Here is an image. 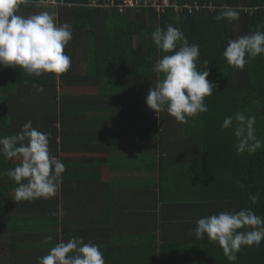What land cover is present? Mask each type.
I'll return each instance as SVG.
<instances>
[{
  "label": "trees",
  "instance_id": "16d2710c",
  "mask_svg": "<svg viewBox=\"0 0 264 264\" xmlns=\"http://www.w3.org/2000/svg\"><path fill=\"white\" fill-rule=\"evenodd\" d=\"M66 1L70 5L60 8L59 24L71 25L73 38L70 42L77 43L80 32H87L89 62L84 75H79L73 61L70 69L58 78L52 74L28 77L16 69L0 68V136L16 135L26 122L31 121L34 128L51 134L50 152L65 166L56 192L58 195L50 199L17 202L14 198L17 185L9 177L0 176V235L5 234L10 239V253L5 254L9 260L4 264H15L17 252L32 251L34 255L28 258L29 264H37L38 258L47 255L50 247L42 241V235L46 233V223L57 225L60 221L59 205L65 196L66 184L73 180H86L88 176L95 175V171L100 175L101 167L108 164V158L101 155L82 158L63 155L74 154L83 148L93 150L96 126L108 125L111 105H116L109 100L83 101L65 97L73 89L86 87L90 80L93 81L92 88L94 80H98L103 98L127 91L131 98L123 102L127 109L150 111L154 122L149 137L160 147V156L154 157L151 164L153 169L159 168L158 187L162 204L180 203L166 201L167 191L191 192L195 189L200 194L197 204H205L208 167L212 166V204L233 203L251 210L258 208V215L264 218V55L248 60L242 69L230 66L223 57L229 40L250 34L258 27L264 31V0H177L181 5L195 2L212 4V13L193 16L176 15L171 10L162 15L154 11L128 15L112 12L109 15L104 10L89 7L93 0ZM224 6L237 9L239 19L231 23L217 21L215 17ZM169 24L179 28L189 43L200 46L197 68L203 69V61L207 60L208 80L216 85L213 94L204 101L208 112L189 118L187 124L181 123L184 139L174 142V146L189 152V156L181 155L175 164L170 165L171 168L176 166L171 171L165 168V161L173 155L168 156L167 151L164 154V133L157 134L158 123L154 115L165 113L168 122L161 126L162 129L168 128L175 119L166 111L155 113L145 102L149 89L161 78L153 72L154 64L157 59L170 54L156 48L151 33L157 27L165 28ZM71 50H75L73 43L67 44L64 52L70 57L73 55ZM34 85L43 91L37 92ZM60 89L63 91L59 93ZM238 111L256 117L255 131L262 147L255 153H238L232 129L221 128L223 119ZM82 127L84 135L77 132V128ZM99 142L103 145L104 141ZM197 160L199 171L193 173ZM17 163L0 155V173ZM252 195H259L255 204L249 199ZM28 221L36 222L39 228L29 231L25 226ZM50 231L54 233L53 228ZM29 233L33 235V239L29 238L31 244L17 243L18 234Z\"/></svg>",
  "mask_w": 264,
  "mask_h": 264
},
{
  "label": "crops",
  "instance_id": "0c3cea01",
  "mask_svg": "<svg viewBox=\"0 0 264 264\" xmlns=\"http://www.w3.org/2000/svg\"><path fill=\"white\" fill-rule=\"evenodd\" d=\"M34 10L35 5L22 3L18 8V14L27 17L33 15ZM43 11L49 12V9ZM38 13L40 12L37 11ZM86 33V30L80 32L78 43H68H73L75 48L70 52L72 56H75L81 48L87 52ZM74 60L71 58V62H75ZM84 60L87 69L89 62L87 55ZM16 70L18 73H23L20 69ZM84 72L79 75H84ZM92 84L93 81L90 80L88 85L81 89L92 88ZM94 84L96 90L94 96L80 92L78 87L67 93L66 97L70 100L115 102L113 104L116 105H111L109 112L110 121L103 127L96 126L93 150L83 148L74 154L63 155L70 158L101 155L108 158V164L101 167L100 175L95 171V175L88 176L86 180H73L66 184V193L62 204L59 205L60 221L57 225L46 223V233L42 235V241L51 249L61 241L67 242L72 237H82L85 242L100 246L105 264H264V241L259 248L242 247L237 254V260L229 262L215 242H210L207 238L198 240L194 234H190L196 227V221L202 217L249 207L233 203L212 204V169H210L212 166L208 167L205 204H197L200 196L197 189L191 192L167 191L166 201H180V203L162 204L161 190L158 187L159 168L157 166L153 169L151 164L154 157L160 156V147L158 143L153 144L149 137L154 122L151 120L150 111L127 109L123 105V102L131 99L127 91L103 98L97 79L94 80ZM158 114H155L154 118L157 119ZM180 128L182 129L181 123ZM83 130V127L77 128V132L82 133L81 135H84ZM160 133H164L162 143L164 152L167 151L168 156L173 155L165 161V168L171 171L176 166L171 168L170 165L175 164L174 161H178L181 155L189 156V152L174 146V142L184 139L177 125L158 129L157 134ZM101 140L104 141L103 145L99 142ZM167 152L164 154L166 155ZM197 162L198 160L193 165V173L199 171ZM190 195L194 197L190 198ZM252 211L258 215V208ZM27 223L29 224L25 226L30 229H26L27 231L39 228L34 221ZM50 228L54 229V233ZM29 238L33 239L31 233L18 234L16 241L18 244H31L32 240ZM32 255H34L32 251L17 252L15 264H29L28 258Z\"/></svg>",
  "mask_w": 264,
  "mask_h": 264
},
{
  "label": "clouds",
  "instance_id": "9594fccd",
  "mask_svg": "<svg viewBox=\"0 0 264 264\" xmlns=\"http://www.w3.org/2000/svg\"><path fill=\"white\" fill-rule=\"evenodd\" d=\"M31 0H0V68L20 69L24 76L39 78L52 74L57 78L71 67V58L65 54L72 40L71 26L59 24L55 14L41 12L30 16L18 14L19 6ZM237 9L224 6L217 21L229 23L239 19ZM151 40L163 53L157 59L153 72L161 77L149 89L146 105L157 112L166 111L177 122L187 124L189 118L208 112L205 98L213 94L216 85L208 80L209 62L198 69L200 46L189 43L184 33L169 24L157 27ZM264 55V31L257 30L229 40L223 51L226 62L242 69L248 60ZM37 92L43 88L34 85ZM256 117L238 111L226 116L221 124L224 130L232 129L238 153H255L262 147L256 136ZM50 133L42 132L26 122L13 136H0V155L18 161L15 167L0 173L17 185L14 196L17 202L48 199L58 190L65 166L50 152ZM255 204L259 195L249 197ZM195 238L215 242L229 262L237 260L242 247L259 248L264 241V218L250 208L224 211L202 217L191 230ZM37 264H105L100 246L85 242L82 237H72L59 242L49 253L38 258Z\"/></svg>",
  "mask_w": 264,
  "mask_h": 264
},
{
  "label": "built area",
  "instance_id": "2783aa9c",
  "mask_svg": "<svg viewBox=\"0 0 264 264\" xmlns=\"http://www.w3.org/2000/svg\"><path fill=\"white\" fill-rule=\"evenodd\" d=\"M30 4L38 7H54L62 8L67 5L66 0H33ZM89 7L104 10L105 12H117L121 15H127L129 12L140 13L142 11H154L157 15H162L166 11L171 10L176 15L187 14L193 16L196 14H210L214 11L212 4L201 5L198 2L193 4H179L177 0H124L122 2L116 0H105L100 3L93 0Z\"/></svg>",
  "mask_w": 264,
  "mask_h": 264
},
{
  "label": "rangeland",
  "instance_id": "374dc122",
  "mask_svg": "<svg viewBox=\"0 0 264 264\" xmlns=\"http://www.w3.org/2000/svg\"><path fill=\"white\" fill-rule=\"evenodd\" d=\"M32 1V0H31ZM30 6V5H29ZM34 7V6H32ZM45 9H49V12L50 13H54L55 14V17H56V21L59 23V20H60V14H59V10L60 8H54V7H38V6H35V10H34V14H37V11L41 13L44 12L43 10ZM62 13L64 12L63 10H61ZM110 14V13H108ZM112 14V13H111ZM78 43V41H77ZM86 55H87V52L84 51L82 48L77 52V54L71 58H74L75 59V64H77V71L79 73H82L84 72V69H86ZM63 91V90H59V93ZM79 91L84 93V94H88L89 96H94L96 94V90L95 88H79ZM2 94H0L1 96ZM66 97V95H65ZM164 114L165 113H159L158 114V118H157V122H158V127L157 129H162L161 126L164 125L165 122H168L166 120V117H164ZM170 125H177V129L181 132L180 135H184V133L182 132V129L180 128V124L179 122H177L176 120H174V122H170ZM15 198V196H14ZM7 235H4V234H1L0 235V262H2L3 264L9 260L7 258V256L5 255L6 253H10V249H8L9 247V244H10V239Z\"/></svg>",
  "mask_w": 264,
  "mask_h": 264
}]
</instances>
